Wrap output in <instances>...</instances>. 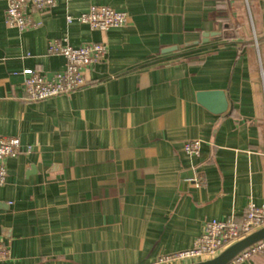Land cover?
Wrapping results in <instances>:
<instances>
[{
  "label": "crops",
  "instance_id": "1",
  "mask_svg": "<svg viewBox=\"0 0 264 264\" xmlns=\"http://www.w3.org/2000/svg\"><path fill=\"white\" fill-rule=\"evenodd\" d=\"M92 6L127 14L108 33L68 23ZM0 0V138L23 153L0 186V264H160L191 249L209 221L264 206V0H58L38 27L5 22ZM73 48L105 42L87 86L27 100L25 70L48 80ZM223 92L227 113L200 105ZM199 141V156L185 152ZM30 149V152H29ZM197 178L200 187L188 183ZM231 264H264V253Z\"/></svg>",
  "mask_w": 264,
  "mask_h": 264
},
{
  "label": "built area",
  "instance_id": "2",
  "mask_svg": "<svg viewBox=\"0 0 264 264\" xmlns=\"http://www.w3.org/2000/svg\"><path fill=\"white\" fill-rule=\"evenodd\" d=\"M6 25L20 32H27L39 23L34 20V14H47L52 12L58 0H5ZM68 23L74 22L87 25L93 31L108 33L113 29H122L129 25L127 14L116 11L110 7L92 6L89 11L78 17L69 16ZM105 42L90 43L79 48H73L67 39L54 40L50 43L48 52L53 56H61L66 60V69L55 79L48 80L39 72L25 70L23 75L24 91L27 100L42 102L53 98L67 96L87 86L85 72L101 64L107 54ZM201 143L193 141L185 145V152L191 156H199ZM30 152V149H29ZM23 153L22 145L16 137L0 138V186L7 184V161L17 158ZM188 183L195 187L203 185L202 179L193 178ZM264 228V206L250 204L243 219L239 222L231 219L227 221L213 220L206 223L202 235L196 240L194 246L186 251L162 257L160 264H192L217 257L228 247L251 234ZM264 253V241L247 249L235 261L242 262L255 255ZM10 259V248L4 238L0 237V263Z\"/></svg>",
  "mask_w": 264,
  "mask_h": 264
},
{
  "label": "water",
  "instance_id": "3",
  "mask_svg": "<svg viewBox=\"0 0 264 264\" xmlns=\"http://www.w3.org/2000/svg\"><path fill=\"white\" fill-rule=\"evenodd\" d=\"M197 100L200 105L216 115H223L229 109V103L223 92L199 93ZM262 241H264V228L228 247L217 257L192 264H231L244 251Z\"/></svg>",
  "mask_w": 264,
  "mask_h": 264
}]
</instances>
